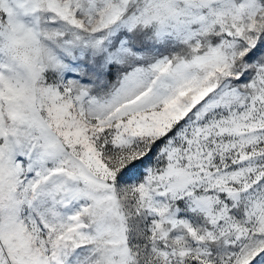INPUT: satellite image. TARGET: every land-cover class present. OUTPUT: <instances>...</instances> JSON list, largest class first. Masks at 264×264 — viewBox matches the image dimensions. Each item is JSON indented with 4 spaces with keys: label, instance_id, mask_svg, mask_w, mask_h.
<instances>
[{
    "label": "snow or ice",
    "instance_id": "1",
    "mask_svg": "<svg viewBox=\"0 0 264 264\" xmlns=\"http://www.w3.org/2000/svg\"><path fill=\"white\" fill-rule=\"evenodd\" d=\"M0 264H264V0H0Z\"/></svg>",
    "mask_w": 264,
    "mask_h": 264
}]
</instances>
